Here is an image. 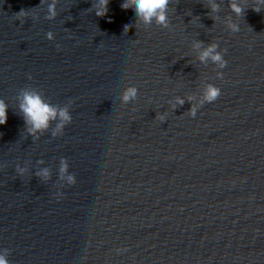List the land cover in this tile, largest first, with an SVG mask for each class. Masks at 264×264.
I'll return each mask as SVG.
<instances>
[{"label":"water","instance_id":"95a60500","mask_svg":"<svg viewBox=\"0 0 264 264\" xmlns=\"http://www.w3.org/2000/svg\"><path fill=\"white\" fill-rule=\"evenodd\" d=\"M97 2L0 0V249L10 264H264V6L171 0L165 29ZM197 41L226 67L201 64ZM205 83L221 95L193 117ZM25 90L72 123L31 135Z\"/></svg>","mask_w":264,"mask_h":264},{"label":"clouds","instance_id":"9594fccd","mask_svg":"<svg viewBox=\"0 0 264 264\" xmlns=\"http://www.w3.org/2000/svg\"><path fill=\"white\" fill-rule=\"evenodd\" d=\"M109 0H98L95 6V13L97 16H104L107 12ZM171 0H123L121 4L122 9H131L133 11L136 20L144 25L149 27L153 25L159 26L161 28H169V5ZM261 6H264V0H255V6L253 10L256 12L261 11ZM229 7L232 12L236 14V17L239 18L244 12V4L241 0H231ZM211 11L218 12L219 5L216 3H211ZM49 20H54L57 17L56 5L52 4L48 7ZM27 16V13L20 12L17 15L18 19L24 18ZM129 24H125L124 28L127 29ZM226 27L229 31L235 33L240 31V26L238 23L233 20H229L226 24ZM47 39L49 41L55 40V36L52 32L47 33ZM193 47L198 51V60L203 65H208L209 62L216 65L218 68L223 69L226 67V61L223 58V54L219 51V45L217 43H211L207 46L204 45L202 41H197L194 43ZM222 74L217 73V76L220 77ZM138 95V89L134 86L127 87L120 100L123 104H128L136 100ZM221 95V89L216 87L211 83L203 84L201 88V95L197 101L196 96H188L187 101H190L192 104L190 114L194 117L196 115L197 109L204 105L205 103H213ZM195 102V103H192ZM185 99L182 97H176L173 103V110L177 106L183 105ZM20 112L23 114L24 121L28 126V131L31 135L35 136L38 133H43L47 131L54 121L59 120V123L56 125V129L53 132V135L61 133L66 126L72 123V115L67 107L57 108L52 104L48 103L44 97L40 94L39 91L35 90H25L20 96L19 103ZM8 104L4 100L0 99V125H5L8 119ZM161 121H165L166 114H160L158 117ZM67 166L64 165L61 167V172H65ZM23 172V170H20ZM44 176H47L48 173L45 171ZM69 183H75L72 176L68 177ZM9 251L7 249H0V264H10L8 259Z\"/></svg>","mask_w":264,"mask_h":264}]
</instances>
